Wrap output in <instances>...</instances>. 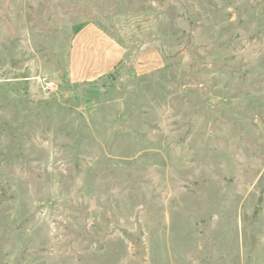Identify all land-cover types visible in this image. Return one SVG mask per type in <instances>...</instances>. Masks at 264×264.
I'll list each match as a JSON object with an SVG mask.
<instances>
[{
  "label": "rangeland",
  "instance_id": "374dc122",
  "mask_svg": "<svg viewBox=\"0 0 264 264\" xmlns=\"http://www.w3.org/2000/svg\"><path fill=\"white\" fill-rule=\"evenodd\" d=\"M0 264H264V0H0Z\"/></svg>",
  "mask_w": 264,
  "mask_h": 264
},
{
  "label": "crops",
  "instance_id": "0c3cea01",
  "mask_svg": "<svg viewBox=\"0 0 264 264\" xmlns=\"http://www.w3.org/2000/svg\"><path fill=\"white\" fill-rule=\"evenodd\" d=\"M74 46L71 80L77 83L110 74L125 56L121 45L90 25L78 32Z\"/></svg>",
  "mask_w": 264,
  "mask_h": 264
},
{
  "label": "built area",
  "instance_id": "2783aa9c",
  "mask_svg": "<svg viewBox=\"0 0 264 264\" xmlns=\"http://www.w3.org/2000/svg\"><path fill=\"white\" fill-rule=\"evenodd\" d=\"M49 87H53L54 86V83L53 82H51V83H49V85H48Z\"/></svg>",
  "mask_w": 264,
  "mask_h": 264
}]
</instances>
